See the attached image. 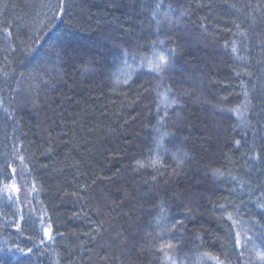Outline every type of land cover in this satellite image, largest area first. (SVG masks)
Listing matches in <instances>:
<instances>
[{
  "label": "trees",
  "instance_id": "trees-1",
  "mask_svg": "<svg viewBox=\"0 0 264 264\" xmlns=\"http://www.w3.org/2000/svg\"><path fill=\"white\" fill-rule=\"evenodd\" d=\"M60 6L0 0V264H264V0Z\"/></svg>",
  "mask_w": 264,
  "mask_h": 264
},
{
  "label": "snow or ice",
  "instance_id": "snow-or-ice-1",
  "mask_svg": "<svg viewBox=\"0 0 264 264\" xmlns=\"http://www.w3.org/2000/svg\"><path fill=\"white\" fill-rule=\"evenodd\" d=\"M63 14V8H62V0H61V6L57 9V11L54 13V16H60ZM233 52H236V48L235 46L233 47ZM125 55H127V53H125ZM159 61L160 63L156 64L155 65V70L157 71H163V66L167 64V60L165 57L163 56H160L159 58ZM125 83L127 82L126 80L124 81ZM245 103H247V101H245ZM233 111H236L237 113H239L240 109L239 108H236V109H233ZM23 159V157H21V160ZM15 191H19L18 189H13ZM229 219H231V217H229ZM45 235L47 236V239L49 241H52L54 238L52 236V233L49 229H45ZM44 241H41V243H43ZM239 241H237L238 243ZM169 247H171V245H169ZM29 251H31V249H29Z\"/></svg>",
  "mask_w": 264,
  "mask_h": 264
},
{
  "label": "rangeland",
  "instance_id": "rangeland-1",
  "mask_svg": "<svg viewBox=\"0 0 264 264\" xmlns=\"http://www.w3.org/2000/svg\"><path fill=\"white\" fill-rule=\"evenodd\" d=\"M160 62V61H159ZM259 258V260H264V253L261 252L260 255L257 256Z\"/></svg>",
  "mask_w": 264,
  "mask_h": 264
}]
</instances>
